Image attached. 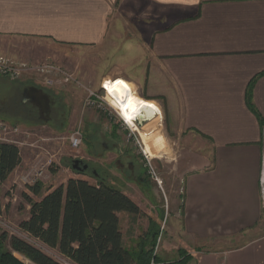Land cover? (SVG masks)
<instances>
[{
	"label": "crops",
	"instance_id": "1",
	"mask_svg": "<svg viewBox=\"0 0 264 264\" xmlns=\"http://www.w3.org/2000/svg\"><path fill=\"white\" fill-rule=\"evenodd\" d=\"M87 54L94 86H144L179 132L203 142L168 242L184 244L188 264H264V0H0V58L71 64ZM110 58L135 71L97 74ZM40 86L54 95L67 88L48 89L35 75L1 79L0 117L21 119L7 105ZM19 149L22 162L0 191L37 168ZM118 189L142 213L140 199Z\"/></svg>",
	"mask_w": 264,
	"mask_h": 264
},
{
	"label": "rangeland",
	"instance_id": "2",
	"mask_svg": "<svg viewBox=\"0 0 264 264\" xmlns=\"http://www.w3.org/2000/svg\"><path fill=\"white\" fill-rule=\"evenodd\" d=\"M132 20L129 21L130 26L133 25ZM45 62L54 63L73 74L79 85L73 82L68 83L66 89L55 92V95L40 86L42 90L38 88V91L35 90L37 92L29 91L24 96L13 100L12 104L7 105L13 109L12 113L22 115L21 119L9 121L0 117L8 124L18 126L23 132L32 135L27 140L25 136L18 137L21 142L24 139L27 142L19 146L25 157L29 153V159L35 160L41 152H48L49 157H54V163L42 178L43 193H47L51 188L66 185L69 181L68 176H75L76 179L86 180L93 185H97L98 180H104L114 187L127 189L140 199L144 209L138 216L127 213L120 215L125 246L128 249H136L138 244L145 239L147 248H152L153 234L159 233L160 240L157 244L158 250H155V256L158 257L160 263L173 264L181 261L182 257L188 254L187 248L181 241L178 243L176 239L174 243L168 242V237L172 234L171 229L175 225L173 213H176L177 207L179 209V205L182 204L179 196L182 198L181 193L186 176L205 156L202 140L179 132L176 129V122L168 118L165 102L156 100L163 112V120L158 125L166 141L165 149L160 152L158 159H151L147 154L146 157L136 144V140H128L129 131L124 130L120 117L109 105L111 102L108 101V103L105 100L107 93L105 95L102 85L94 86L90 82V54L77 56L71 61V64L63 61L56 62L53 58H45L29 65H40ZM96 65L97 74L116 70L127 71V73L135 71V66H126L124 62L115 58L99 62ZM125 81L135 91L134 100L130 106L132 109L139 100L147 99L145 92L148 94L150 90L144 86L135 87L133 83L126 79ZM62 84L64 85V82ZM89 91L99 97V99L96 98L98 100L97 107L88 108L85 106ZM34 96H37L36 100L31 99ZM23 100L26 101L23 102ZM48 104H52V107H48ZM3 109L6 112L5 107ZM142 122L140 128L146 124L144 121ZM76 131H79L83 138V144L79 149H74L69 139ZM141 133L143 135L135 133V136L146 153L147 146L158 134L155 132L149 135ZM37 141L43 151L32 146ZM25 150L28 152L25 153ZM62 160H81L89 165V169L85 174L78 175L72 168V161L64 163ZM65 165L69 168L66 169ZM152 173L156 174L160 184ZM139 178L144 181L142 182ZM18 182L19 184H15L11 181L0 191L1 213L10 224V228L7 229L0 227V236L7 234L9 238L18 237L34 245L60 264H75L57 250L41 244L21 230L20 223L28 213V204L23 195L29 191L28 186L23 185L21 176H19ZM126 182L136 184L128 186ZM176 198L178 203L175 202ZM5 248L10 249L8 245ZM15 255L26 264H32L18 254Z\"/></svg>",
	"mask_w": 264,
	"mask_h": 264
},
{
	"label": "trees",
	"instance_id": "3",
	"mask_svg": "<svg viewBox=\"0 0 264 264\" xmlns=\"http://www.w3.org/2000/svg\"><path fill=\"white\" fill-rule=\"evenodd\" d=\"M250 92L248 104L252 107ZM21 162L18 146L0 143V188ZM27 189L29 193L23 197L30 210L28 218L20 223L21 230L75 264H161L155 256L159 233L153 234L152 248H147L145 239L136 249L124 246L119 215L138 216L141 210L117 187L104 180L93 185L86 180L70 179L66 185L51 188L45 194L40 181ZM15 254L32 264H60L23 239L0 236V264H26ZM191 259L186 254L173 264H188Z\"/></svg>",
	"mask_w": 264,
	"mask_h": 264
},
{
	"label": "built area",
	"instance_id": "4",
	"mask_svg": "<svg viewBox=\"0 0 264 264\" xmlns=\"http://www.w3.org/2000/svg\"><path fill=\"white\" fill-rule=\"evenodd\" d=\"M25 75H35L38 78H41L42 84L49 89L55 88L57 86L58 81H62L64 82V84L73 82L79 85V82L77 81V79L74 77L73 74H70L69 72L65 71L64 69H62L61 67H59L54 63L45 62L40 65L32 66L29 64H19L9 59L0 58V78L8 79L11 81H19ZM96 98L99 99V97L95 93L89 91L88 97L85 102V106L88 108L96 106L98 102ZM120 122L124 130L129 131L128 140L129 141L136 140V144L145 154L144 149L142 148L141 144L139 143V141L135 136V133H138L135 131V128L127 124L122 118H120ZM142 123L143 122L141 120L135 121V124L139 125V127H141ZM21 136H25V139L27 140L30 139L32 135L29 134L28 132H23L21 128H19L18 126H12L8 124L6 121L0 119V143L14 144L19 147L20 145L27 143L25 139L23 140V142L18 140V137ZM69 139L71 146L74 149H79L83 144V138L79 131L74 132ZM38 143L39 141H37L35 144H32V146L43 151V149H41L40 146H38ZM37 158H38L37 168L33 170V172L21 177V181L25 186H32L36 182H39L40 179L43 177V174L54 163L53 162L54 157L52 156L49 157L48 152H41L37 156ZM152 174L153 177H155V180L160 184V181L158 180L156 174L155 173ZM263 196H264V187H263ZM0 227L6 229L10 228V224L5 220V217L2 213H0Z\"/></svg>",
	"mask_w": 264,
	"mask_h": 264
},
{
	"label": "bare ground",
	"instance_id": "5",
	"mask_svg": "<svg viewBox=\"0 0 264 264\" xmlns=\"http://www.w3.org/2000/svg\"><path fill=\"white\" fill-rule=\"evenodd\" d=\"M103 90L105 95L107 93L105 100L111 102V104L108 102L109 105L117 112L120 118L134 127L139 135H143L141 132L148 135L153 132L158 134L153 137V142L147 146L145 153L151 159H158L160 152L165 149L166 142L159 128V123L163 120V112L160 106L154 101L141 99L130 109L131 103L134 100L135 91L131 89L128 83L118 82L108 90L107 88ZM136 120L144 121L146 123L145 126L140 128L139 125L135 124Z\"/></svg>",
	"mask_w": 264,
	"mask_h": 264
},
{
	"label": "water",
	"instance_id": "6",
	"mask_svg": "<svg viewBox=\"0 0 264 264\" xmlns=\"http://www.w3.org/2000/svg\"><path fill=\"white\" fill-rule=\"evenodd\" d=\"M72 168H73V170L85 173L88 171L89 165L83 163V161H81V160H74V161H72Z\"/></svg>",
	"mask_w": 264,
	"mask_h": 264
},
{
	"label": "flooded vegetation",
	"instance_id": "7",
	"mask_svg": "<svg viewBox=\"0 0 264 264\" xmlns=\"http://www.w3.org/2000/svg\"><path fill=\"white\" fill-rule=\"evenodd\" d=\"M31 99H32V100H36L37 98L33 97V98H31ZM94 173L97 174L96 171H94Z\"/></svg>",
	"mask_w": 264,
	"mask_h": 264
}]
</instances>
